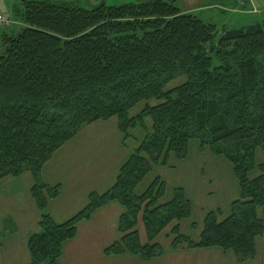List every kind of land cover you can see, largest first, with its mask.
I'll return each instance as SVG.
<instances>
[{
	"label": "trees",
	"instance_id": "obj_1",
	"mask_svg": "<svg viewBox=\"0 0 264 264\" xmlns=\"http://www.w3.org/2000/svg\"><path fill=\"white\" fill-rule=\"evenodd\" d=\"M176 2L84 9L44 0L13 9L24 27L2 39L0 180L25 172L33 177L30 194L41 216L38 231L27 240L29 264H56L76 225L111 201L124 209L121 238L104 255L159 257L163 250L155 239L189 217L190 203L175 189L168 203L158 205L164 193L160 180L140 197L134 189L169 154L185 159L190 140L230 163L240 195L223 222L213 212L206 215L196 244L173 227L171 247H217L232 251L239 263L254 259V240L264 231V220L256 217L257 208L264 212V155L260 165L254 161L257 149L264 153V22L218 34L215 26L181 13ZM179 78L180 85L165 89ZM151 100L157 104L129 117L136 105ZM113 117L124 138L143 128L145 117L151 131L109 191L90 194L82 211L54 224L45 209L59 188L42 184V167L83 126ZM253 171L258 175L250 179ZM139 217L145 245L136 231Z\"/></svg>",
	"mask_w": 264,
	"mask_h": 264
},
{
	"label": "crops",
	"instance_id": "obj_2",
	"mask_svg": "<svg viewBox=\"0 0 264 264\" xmlns=\"http://www.w3.org/2000/svg\"><path fill=\"white\" fill-rule=\"evenodd\" d=\"M176 5L183 14L192 15L215 28L219 24L220 32L244 27L238 26L239 22L259 14L250 0L244 3L237 0H177ZM14 8L15 5L10 12L13 15ZM2 14L7 15L6 12ZM11 19L12 28L0 30V52L3 37L16 35L23 28L19 18ZM179 79L174 87L183 82ZM168 86L166 90L171 89ZM156 104L154 100L140 103L129 111V117H136L146 105L153 107ZM143 126L130 130L124 138L118 129L117 118L96 121L83 126L53 153L41 169L40 180L46 186L59 188L58 196L49 200L45 209L54 224H63L82 211L90 194L102 195L113 187L122 166L151 131L150 118H143ZM263 155L262 150H256V166L262 163ZM257 174L253 171L249 178L253 179ZM155 180L164 185L158 205L168 203L173 191L181 189L191 206L187 219L171 223L155 239L154 243L163 250L159 257L142 261L127 253L104 255V251L121 238L118 223L124 209L111 201L94 211L88 220L76 225L75 236L63 244L56 264H264V231L254 240V259L244 263L237 262L232 251L217 247L188 248L185 244L171 247L173 227L177 226L180 235L196 244L208 213H215L219 223L229 217L230 206L239 199L240 193L232 166L226 159L212 155L207 147L201 148L196 140H190L185 159L179 161L169 154L165 165L157 164L151 168L135 187L134 195L142 196ZM33 185V177L28 172L0 180V264L30 263L27 240L38 231L41 216L30 194ZM256 217L264 220L261 208L256 209ZM165 231H168L163 236L167 244L162 246L159 241ZM138 236L140 243L146 244L144 229L141 233L138 231Z\"/></svg>",
	"mask_w": 264,
	"mask_h": 264
},
{
	"label": "rangeland",
	"instance_id": "obj_3",
	"mask_svg": "<svg viewBox=\"0 0 264 264\" xmlns=\"http://www.w3.org/2000/svg\"><path fill=\"white\" fill-rule=\"evenodd\" d=\"M24 1H44V0H24ZM46 1L72 2V3H76L77 5H79L80 7L84 8V9H89V6H100L102 4L105 5L106 7H119V6L131 4V3L145 2L144 0H46ZM245 1L243 0L242 2H238V3H244ZM250 1L255 5V8L258 9L259 14L253 15L252 18H248L245 20L243 19V22H239L238 26H242V25L245 26V25L264 22V0H250ZM21 3H22L21 0H0V12H2V13L6 12L7 15L2 14V13H0V14L5 16L9 22L7 25L3 24V28H1V26H0V30H8V29L12 28V25H14V23L11 19L12 17L14 19L19 18V20H20L19 15H16V17H15V15H13L10 12L12 10L13 5H15V7H17V8H21ZM216 25H217L216 30L219 34L221 28H220L219 24H216ZM23 27H24V25H23ZM217 37L218 36H216V39H217ZM214 46H215V44H213L212 47H214ZM212 47L207 46V50H210ZM213 62H214L213 63L214 66L218 65V62L216 60L213 59ZM181 79H183V78H181ZM178 82H180V79H176V80L170 82L168 88H173L174 85L178 84ZM140 220H141V218L139 217L138 222H137V225H139V228L138 229L136 228L137 233H138V231L141 233V230L143 229L142 222H140ZM166 234H168V231H165L160 238L159 242L162 246H165L167 244V242H164V241H166V239L163 237ZM146 243H147V241H146ZM143 245H145V244H143Z\"/></svg>",
	"mask_w": 264,
	"mask_h": 264
},
{
	"label": "built area",
	"instance_id": "obj_4",
	"mask_svg": "<svg viewBox=\"0 0 264 264\" xmlns=\"http://www.w3.org/2000/svg\"><path fill=\"white\" fill-rule=\"evenodd\" d=\"M242 1L243 0H237V2H242ZM8 23L9 22H8L7 18L5 16H3V15L0 14V26H1V28H3V24H6L7 25Z\"/></svg>",
	"mask_w": 264,
	"mask_h": 264
}]
</instances>
